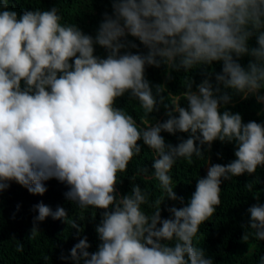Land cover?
<instances>
[{
  "label": "clouds",
  "instance_id": "1",
  "mask_svg": "<svg viewBox=\"0 0 264 264\" xmlns=\"http://www.w3.org/2000/svg\"><path fill=\"white\" fill-rule=\"evenodd\" d=\"M112 7L113 15L105 14L93 38L76 24H61L56 7L18 15L0 0V191L15 181L43 195V182L56 178L66 182V197L80 209H104L95 229L97 251L90 253L87 239H80L70 250L76 264H213L194 238L221 204L222 178L264 167V125L243 123L239 113H221V103L230 96H217L220 88L214 90L208 79L194 91L188 78L183 91L187 107L173 101L177 115L169 111L164 122L144 121L143 128L115 102L130 93L145 116L158 110L163 89L157 86L154 94L144 72L146 65L159 67L161 61L177 71L222 61L218 85L245 99L258 94L264 88V0H113ZM126 35L138 38L148 54H120L129 46L121 41ZM253 35L258 47L250 48ZM94 44L108 50L106 58L94 55ZM233 53L254 61L245 69ZM257 99L264 101V96ZM162 132L189 136L174 146ZM141 140L156 154L154 178L173 201L178 197L169 173L180 158H204L197 142L209 147L215 140L235 142L236 159L212 165L206 177L197 179L188 203L169 208L171 218L162 219L164 197L150 201L138 184L126 195L116 192L117 173L141 153ZM245 187L251 191L252 183ZM142 205L155 211L145 212ZM33 210L38 215L30 238L49 216L68 223L63 207L53 211L39 203ZM248 213L247 229L253 231H245L242 240H264V203L252 205ZM71 227L81 231L75 220Z\"/></svg>",
  "mask_w": 264,
  "mask_h": 264
},
{
  "label": "trees",
  "instance_id": "2",
  "mask_svg": "<svg viewBox=\"0 0 264 264\" xmlns=\"http://www.w3.org/2000/svg\"><path fill=\"white\" fill-rule=\"evenodd\" d=\"M7 3L9 9L15 10L18 15L25 10L47 11L56 7L59 9L58 14L62 17L61 24H76L84 34L93 38L105 14L113 15V0H7ZM121 41L129 46L121 49L120 54L126 52L148 54L149 49L136 37L126 35L121 38ZM131 44H135L136 47H131ZM248 46L258 47L256 35L249 39ZM94 55L106 58L108 50L94 44ZM157 59L160 58L157 57ZM233 59L245 69L250 61H254V58L247 54L237 57L233 53ZM222 68V61L194 66L187 71L183 68L178 71L169 68L163 61L159 67L146 65L144 76L149 81L153 93L155 94L157 86L163 89L161 95L164 101L160 103L158 100L156 106L158 110L145 116L139 101L131 98L130 93L118 97L115 107L122 108L127 114L132 115L141 128L147 126L144 121L148 124L161 123L169 118L167 113L173 111L171 105L173 101H179L181 107H187L183 91L188 78L193 81L194 91H196V85L208 79L214 90L216 87L220 88V92L216 93L217 96L225 93L230 96L227 104L221 103V113L225 110L234 114L239 113L243 123L255 121L264 125V101L257 99V95L264 96V88L258 94H249L245 99L242 94L217 84L215 77L216 74L222 73ZM21 87H24L23 82ZM173 115L177 113L173 111ZM161 135L166 143L174 146L189 136L188 133L180 132L175 134L162 132ZM138 143L142 151L132 158L126 171L117 173L116 192L119 195H126L130 192L132 184H138L149 194L150 201L164 197L160 206L162 219L171 218L169 208H180L188 203L195 191L197 179L206 177L212 165H227L236 159L235 142L215 140L210 147L207 144L201 146L197 142L204 158L198 159L193 156L191 162L180 158L169 173L173 181L172 187L178 197L173 201L166 198L159 181L154 178L152 164L156 154L143 145L142 140ZM8 183L9 187L0 191V264H76L70 257V250L83 238H86L90 244L88 249L90 253L97 251L100 240L95 229L100 223L104 209L93 207L80 209L75 201L66 197L65 193L69 191L66 182L56 178L43 182L47 189L43 195L32 194L15 181ZM248 183H252L251 191L245 187ZM220 187L221 204L217 206L216 213L200 226L193 243L204 249L206 256L213 260V264H259L260 257L264 256V240L251 237L248 241H243L242 237L245 231H253L247 229L250 220L248 208L258 202L264 203V167H258L253 174L245 173L227 180L222 178ZM179 198H183V204ZM39 203L49 206L53 211L57 207H63L69 216L68 223L63 220H54L49 216L43 222H39L40 233L35 238H30L31 229L34 226L33 218L38 215L33 210V206ZM141 208L149 213L155 211L147 205H142ZM73 220L79 224L81 231L78 232L71 227ZM61 257H67V259ZM81 264H83L82 261Z\"/></svg>",
  "mask_w": 264,
  "mask_h": 264
}]
</instances>
